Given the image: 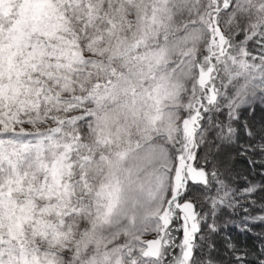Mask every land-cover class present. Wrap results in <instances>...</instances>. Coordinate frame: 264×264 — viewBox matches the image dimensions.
Wrapping results in <instances>:
<instances>
[{
    "label": "snow or ice",
    "instance_id": "1",
    "mask_svg": "<svg viewBox=\"0 0 264 264\" xmlns=\"http://www.w3.org/2000/svg\"><path fill=\"white\" fill-rule=\"evenodd\" d=\"M0 264H264V0H0Z\"/></svg>",
    "mask_w": 264,
    "mask_h": 264
}]
</instances>
